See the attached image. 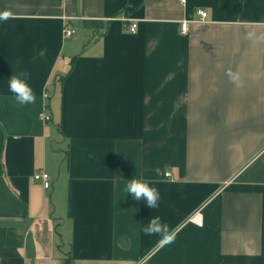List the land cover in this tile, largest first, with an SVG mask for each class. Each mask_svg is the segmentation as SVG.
<instances>
[{
    "label": "crops",
    "instance_id": "0c3cea01",
    "mask_svg": "<svg viewBox=\"0 0 264 264\" xmlns=\"http://www.w3.org/2000/svg\"><path fill=\"white\" fill-rule=\"evenodd\" d=\"M3 11L0 264H264V41L247 38L264 33V0H0ZM21 70L34 104L8 90ZM131 179L158 188L159 208L127 194ZM153 216L177 229L173 243L141 231Z\"/></svg>",
    "mask_w": 264,
    "mask_h": 264
},
{
    "label": "clouds",
    "instance_id": "9594fccd",
    "mask_svg": "<svg viewBox=\"0 0 264 264\" xmlns=\"http://www.w3.org/2000/svg\"><path fill=\"white\" fill-rule=\"evenodd\" d=\"M14 18L10 11L0 12V21H7ZM249 40L264 41V33L257 34L255 31L247 33ZM41 56L45 55V51L41 50ZM231 81L238 87L240 86V78L236 73L231 71L228 73ZM30 80V73L26 70L13 73L8 79V90L14 95L18 104L29 105L36 103V95L28 83ZM125 191L130 193L137 201L143 199L146 201V206L151 209L159 208L161 195L158 188L151 185L147 180L131 179L125 186ZM141 231L147 236H160L158 244L160 247L171 244L175 241L177 229H170L169 226L163 222L160 216H153L149 222L142 226Z\"/></svg>",
    "mask_w": 264,
    "mask_h": 264
},
{
    "label": "built area",
    "instance_id": "2783aa9c",
    "mask_svg": "<svg viewBox=\"0 0 264 264\" xmlns=\"http://www.w3.org/2000/svg\"><path fill=\"white\" fill-rule=\"evenodd\" d=\"M181 1H185V0H181ZM197 14H198V19L200 21H204L206 19V16H207V12L205 9L203 8H198L197 9ZM188 27H189V21L188 20H182L180 22V32L181 33H186L187 30H188ZM136 29V23H131L130 25V30L131 31H135ZM75 32V29L73 28H70V27H66L64 30H63V34L65 36H70L72 35L73 33ZM47 94V93H46ZM40 118L41 120L43 121H49L50 120V116L47 115V114H41L40 115ZM169 175V172H165V176H168ZM33 179H36V180H41L44 188H49L50 187V175L47 171H39L37 173H35L33 175ZM191 220H193L194 222H200V216L199 214H195L191 217Z\"/></svg>",
    "mask_w": 264,
    "mask_h": 264
},
{
    "label": "trees",
    "instance_id": "16d2710c",
    "mask_svg": "<svg viewBox=\"0 0 264 264\" xmlns=\"http://www.w3.org/2000/svg\"><path fill=\"white\" fill-rule=\"evenodd\" d=\"M64 264H69V257H66L64 260Z\"/></svg>",
    "mask_w": 264,
    "mask_h": 264
}]
</instances>
